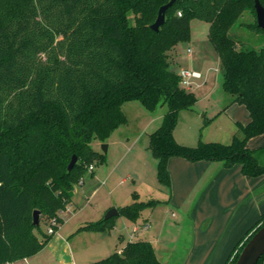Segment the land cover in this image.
I'll return each instance as SVG.
<instances>
[{
	"label": "trees",
	"instance_id": "trees-1",
	"mask_svg": "<svg viewBox=\"0 0 264 264\" xmlns=\"http://www.w3.org/2000/svg\"><path fill=\"white\" fill-rule=\"evenodd\" d=\"M168 1L0 0V264L30 257L51 239L76 181L94 158L105 161L91 142H105L127 122L122 109L126 101H138L148 111L167 107L148 141L162 185L170 186V156L218 160L225 167L238 163L247 176L264 173V164L246 146L249 138L264 133V43L241 47L229 34L244 10L256 16L254 0H175L154 30L158 8ZM259 2L264 5V0ZM193 18L209 24L208 38L223 69L221 85L250 116L245 125L236 123L242 136L234 133L229 143L200 139L183 145L174 137L178 113L191 109L196 96L180 86L168 52L190 40ZM250 26L264 33L257 22ZM73 154L77 160L68 170ZM132 197L117 208L130 221L159 202L136 193ZM42 216L52 233L40 231ZM117 216L78 229L109 230ZM263 223L264 215L234 246L226 264L235 263L251 232ZM85 264L168 263L157 258L152 243L140 238ZM256 264H264V252Z\"/></svg>",
	"mask_w": 264,
	"mask_h": 264
},
{
	"label": "rangeland",
	"instance_id": "rangeland-1",
	"mask_svg": "<svg viewBox=\"0 0 264 264\" xmlns=\"http://www.w3.org/2000/svg\"><path fill=\"white\" fill-rule=\"evenodd\" d=\"M255 22H257L256 16L248 10H244L230 27L229 34L237 40L241 47L258 48L264 43V33L250 26ZM189 23L190 40L177 44L173 53L175 55L174 62H171L174 58L168 52L171 62L169 66L177 73L190 70L198 71L200 74L189 78V88L180 85L194 92L196 102L193 111H189V109L180 111L174 127L175 133L179 141H183L192 133L195 138L194 145L200 139L203 141L207 139L209 142L229 143L231 137L229 140H225L229 142H223L221 140L223 136L220 134L225 125L230 124L228 113L227 115H216L212 122L204 124L205 120L211 119L218 109L226 107L230 102L228 98L231 97L221 85L223 69L218 53L208 38L209 24L198 18L191 19ZM187 46L193 47L194 52L188 54ZM233 104L228 107L229 114L231 113L235 119L243 123L247 116L246 107L237 102ZM122 109L127 122L121 124L111 133L105 142L96 139L91 142L92 149L97 153H103L105 161L101 162L97 157L94 158L92 161L94 168L91 170L87 168L76 181L71 195L73 202H70L67 205L68 208L66 207L61 213L63 215L62 222L58 224L44 248L39 251L35 264H60L70 255H72L75 264H85L105 257L109 252L119 250L124 245L123 242L128 237L130 227L133 225L126 222L125 217L117 216L115 218L116 228L122 232L124 240H118L114 236L115 230L114 233H111L112 237L109 239L111 245L106 252L97 253L91 249L90 244L96 233L78 229V227L103 217L109 206L115 207L130 203L132 201L129 196L131 190L136 193L140 192V197L143 200H158L161 197V191L168 190L169 192V187H165L157 179L156 158L148 148L149 133L159 126L160 117L167 109L166 105H158L154 110L148 111L138 101H126L122 105ZM232 130L242 136L235 123H233ZM181 135L184 138H181ZM102 144L106 145V152L102 151ZM246 146L252 150L256 160L263 165L264 134L249 138ZM107 169L114 171L110 177L104 174ZM94 187L96 190L91 193ZM142 216H146L152 223L157 219L158 221L164 220V237L161 238L162 244L157 247V257L168 264H180L186 249L185 240L188 232L186 225L189 217L184 215V211L177 209L174 205H168L164 200H159L153 208H145ZM41 219L39 229L46 233V229L49 227L47 217L42 216ZM151 226L152 236L157 235L158 226L153 224ZM178 230H181L180 235H178ZM140 234L148 236V233L141 232ZM171 235H174L175 238L180 236L182 242L176 248L173 245L172 251V244L175 242L171 245L167 242L168 236ZM66 247L68 251H65Z\"/></svg>",
	"mask_w": 264,
	"mask_h": 264
},
{
	"label": "crops",
	"instance_id": "crops-1",
	"mask_svg": "<svg viewBox=\"0 0 264 264\" xmlns=\"http://www.w3.org/2000/svg\"><path fill=\"white\" fill-rule=\"evenodd\" d=\"M176 46L169 51L174 58L171 62L175 60V55H173V53ZM187 48H190V51H188ZM187 48L186 51L188 54L194 52L193 47L187 46ZM228 100H230L229 104L223 107L224 109H218L213 114L214 116L211 117L210 121L212 122L216 115H227L228 113L230 124L228 125L227 123L220 133L223 136L221 139L223 142H229L225 140H229V137L232 138L234 134L232 130L233 123L236 124L239 122L245 125L250 119L247 109V116L243 123L235 119V116L231 115V113L229 114L228 107L233 103L236 104V102H232L230 96ZM189 111H193V107L189 109ZM173 133L175 139L179 143L183 145H194L193 140H195V138L192 133L186 138L181 135V138H184L183 141L178 140L175 128L173 129ZM205 141L209 140L206 139ZM167 164L169 179L171 180L169 192L168 190L161 191V197H159L158 200H164L168 205L176 206L177 209L184 211V215L189 217V221L186 225L188 226V232L186 233L187 239L185 240L186 249L180 264H226L234 246L251 227L255 226L259 218L264 215V173L257 176H247L242 173L241 165L238 163L233 164L231 167H225L224 164L218 160L210 161L200 159L199 161H190L185 157L179 156H170ZM113 172V170L107 169V172L104 174L110 177ZM96 187L92 188L91 193L96 190ZM165 187L164 189H167ZM133 193L136 192L132 190L129 192L132 201ZM136 194L140 197V192ZM71 202H73V199ZM115 207L118 208L120 206L117 205ZM63 211L64 210H61L58 213L62 218L63 215L61 213ZM141 212L140 217L136 221H130L126 217L124 218L126 222L128 221L133 225L130 227L131 230L128 237L123 242L124 245L117 251H121L126 241L142 238L152 243L155 255L157 256V247L162 244L161 238L164 237L163 231L165 222L164 220L158 221L157 219L152 223L146 216H142L143 210ZM151 224L154 226L156 225V227L158 226V232L155 236H152ZM115 230L116 233L113 235L116 236L118 240H124L122 232L116 228V219L113 222V226L109 228V230H105L106 232L90 231L96 233L90 244L91 249L95 250L97 253L109 250L111 245L109 244V239L112 237L111 233H114ZM141 232L148 233V236H141ZM180 234L181 230H178V235ZM167 242L169 245L175 242L172 244L171 251L174 246L176 248L177 245L179 246L182 243L180 236L175 238L174 235L168 236ZM65 251H68L67 247ZM110 253L112 252H109L108 255H110ZM38 254L39 251L30 257L16 260L15 264H35ZM63 262L66 264H75L72 255Z\"/></svg>",
	"mask_w": 264,
	"mask_h": 264
},
{
	"label": "water",
	"instance_id": "water-1",
	"mask_svg": "<svg viewBox=\"0 0 264 264\" xmlns=\"http://www.w3.org/2000/svg\"><path fill=\"white\" fill-rule=\"evenodd\" d=\"M175 0H169L168 2L161 5L158 9L155 20L151 23V27L154 30H158L159 26L164 22L165 11ZM255 14L257 26L264 28V5L259 0H254ZM102 151L106 152V145L102 144ZM77 160V155L73 154L69 163L67 164L68 170H70ZM119 215L116 207H109L105 212L103 219L107 220L109 217ZM33 223L39 224V211L34 210L32 213ZM264 252V223L259 228L251 232L247 242L243 245L238 253V257L234 264H256L261 258Z\"/></svg>",
	"mask_w": 264,
	"mask_h": 264
},
{
	"label": "built area",
	"instance_id": "built-area-1",
	"mask_svg": "<svg viewBox=\"0 0 264 264\" xmlns=\"http://www.w3.org/2000/svg\"><path fill=\"white\" fill-rule=\"evenodd\" d=\"M180 14V13H179ZM188 51H190V48H187ZM200 73L197 71H190V70H186L182 73L178 72V75H179V84L180 85H183L185 86L186 88H189L190 86V81H189V78L190 77H193V76H197L199 75ZM89 169H93V165H89L88 166ZM51 223L52 224H56V221L54 219L51 220ZM46 231H48L49 233H52V225H49V227H47ZM61 264H66L65 262L61 263Z\"/></svg>",
	"mask_w": 264,
	"mask_h": 264
}]
</instances>
